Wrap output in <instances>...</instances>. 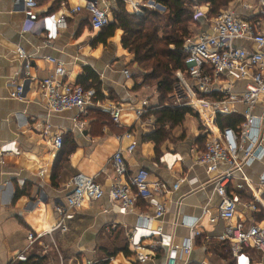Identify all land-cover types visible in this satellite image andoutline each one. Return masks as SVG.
<instances>
[{
    "label": "crops",
    "instance_id": "1",
    "mask_svg": "<svg viewBox=\"0 0 264 264\" xmlns=\"http://www.w3.org/2000/svg\"><path fill=\"white\" fill-rule=\"evenodd\" d=\"M38 1L41 16L57 14L67 19L68 26L60 29L53 40H48L43 30L28 29L23 0H0V264L19 262L14 259L19 252L26 251L30 231L45 233L57 224L56 206L66 202L73 178L79 172L94 177L104 187V197L76 211L67 220L68 231L44 235L27 251L28 255H45L49 264H85L87 259L98 263L108 260L109 264H167L168 248H160L156 257L140 263L129 247L131 229L144 220V212L152 211L140 200L135 208L122 214L111 200L115 177L112 161L118 149L124 151L129 173L147 168L153 181L160 179L170 186L185 178L180 188L169 195L164 217L150 220L152 226H162L171 233L175 245H183L192 237V252L190 255L179 252L180 264H228L229 260L221 256L224 222L209 226L207 220L202 221V233L197 236H192L189 225L203 218L206 209L215 211L221 200L205 166L196 161L200 134L193 139L167 140L157 158L154 142L143 141V135L155 129V120L152 116L138 117L135 110L143 100L149 101L148 111L156 109L152 106L157 100V88L135 87L143 77H134L139 70L133 64L134 55L122 44L123 30L117 29L106 42H100L101 32L92 31L85 7L88 0ZM100 1H106L111 10L117 4V0ZM150 1L156 7L143 6L142 10H165L155 0ZM244 2L255 0H232L227 9L244 14ZM79 6L81 10L74 12ZM201 8L209 10V5ZM192 27L204 30L207 24L200 18ZM19 47L24 48L32 65L33 81L26 87L23 99L12 96L15 84L22 81ZM50 58L65 65L67 75L60 77L62 83H78L79 75L90 67L101 82L102 103L89 105L85 112L77 108L49 111L38 81L55 70L56 63ZM126 69L131 72L130 77L124 73ZM111 101L123 105L120 124L112 119L108 107ZM126 131L132 134L129 136ZM59 132L64 135V148L73 143L74 150L56 171L55 162L61 149L53 147L51 137ZM133 141L137 142L136 150L127 152L126 147ZM42 171L45 173L41 174ZM245 172L257 183L264 172V156L247 165ZM18 190L21 195L16 198ZM41 190L46 196L37 202ZM245 192L250 196L249 189ZM256 221L264 226L262 206ZM231 254L235 259L232 249ZM247 256L251 264H264L260 251L248 249Z\"/></svg>",
    "mask_w": 264,
    "mask_h": 264
},
{
    "label": "built area",
    "instance_id": "2",
    "mask_svg": "<svg viewBox=\"0 0 264 264\" xmlns=\"http://www.w3.org/2000/svg\"><path fill=\"white\" fill-rule=\"evenodd\" d=\"M125 2L135 13L141 12L143 6L156 7L150 0ZM23 3L28 29L45 31L48 40L55 39L59 30L68 26L64 15L41 16L38 0H23ZM242 6L246 10L244 14L229 8L215 16H210L209 10L201 6H193L195 21L203 18L207 27L186 39L183 50L186 68L177 72V100L171 105L190 106L202 119L206 127L202 131L206 143L205 150L198 152L196 161L205 166L206 172L212 177L210 180L214 181L215 192L221 199L215 211L206 209L203 218L190 222L192 236L202 233L200 224L204 220L209 226L223 221L225 231L221 239L230 241L238 264H251L247 256L248 249H255L264 255V226L256 221L260 206L264 207V172L257 183L245 172L247 165L264 156V0H255L254 5L244 2ZM85 7L94 34L110 23L112 10L106 1L88 0ZM79 10L80 6L74 12ZM18 54L23 63L22 81L15 84L12 96L23 99L26 87L33 81L30 73L32 65L23 47L18 48ZM49 60L56 63L55 70L50 76L38 81L49 111L77 108L85 112L89 105L102 103L97 99L98 93L94 87L86 88L77 82L62 83L60 77L67 75L65 65L54 58ZM124 73L127 77L131 76L129 69ZM147 105L149 101L143 100L141 106L135 108L138 117L149 110ZM108 107L114 122L120 124L123 105L111 101ZM230 114H242L244 121L237 128L219 129L216 125L217 116ZM18 117H21L20 113ZM125 134L130 136L132 133L126 131ZM51 141L54 148L61 149L64 144L63 133L53 134ZM136 148L137 142L133 141L126 150L133 153ZM112 164L115 177L110 198L118 206V211L128 213L137 206L140 198L152 211L142 214L144 220L136 224L128 236L129 247L137 260L146 263L157 256L160 248L165 247L169 249L167 264H180L179 252L180 255H190L192 252V237L183 245H175L173 235L162 226H152L150 220L164 217L168 210L169 195L180 188L185 178L170 186L160 179L153 181L147 168L129 173L123 149L114 153ZM72 185L66 202L56 206L59 216L57 224L45 233L30 231L26 251L19 252L14 260L26 261L27 251L44 235L58 230L68 231L67 220L72 219L76 211L105 195L104 187L94 177L82 172L74 176ZM247 189L250 198L245 200L241 193ZM45 196V191L41 190L37 202L45 199ZM85 264L100 263L87 259Z\"/></svg>",
    "mask_w": 264,
    "mask_h": 264
},
{
    "label": "trees",
    "instance_id": "3",
    "mask_svg": "<svg viewBox=\"0 0 264 264\" xmlns=\"http://www.w3.org/2000/svg\"><path fill=\"white\" fill-rule=\"evenodd\" d=\"M164 6L165 10L144 8L141 12L135 13L127 7L123 0H117L113 7V21L101 29L99 36L100 42H106L109 37L115 34L117 29L123 30L122 44L133 55V64L139 70L134 75L137 78L142 75L140 83L135 87L140 88L144 85L155 86L158 96L152 108L143 117H155V129L153 132L143 135V141H153L157 158L162 155V146L169 139L171 130L182 126L189 116L199 114L190 106H174L177 97L179 80L177 72L186 68V61L183 54L186 39L192 34V25L195 21L194 5H209L210 16H215L222 9L228 7L232 0H155ZM78 83L86 88L94 87L97 90V99L101 94V82L95 78L90 67H86L79 75ZM182 94V93H181ZM102 95V94H101ZM101 98V97H100ZM105 98V97H104ZM172 100V102H170ZM171 103V104H170ZM244 121L242 114L218 115L216 125L224 130L227 127L237 128ZM200 133L199 151L205 150L206 137L202 131L206 128L204 123ZM198 141V143H200ZM73 143L66 149L62 146L61 151L55 162V170L60 163L68 160L73 152ZM21 195L17 191L16 198ZM243 199L250 196L246 192L241 193ZM249 196V197H248ZM144 205L146 202L143 199ZM259 216H257L258 218ZM227 239H223V251L221 256L229 260L228 264H238L237 259L232 258L231 244ZM248 252V250H247ZM49 258L41 254H30L26 261H19L15 264H49ZM109 264L108 260L99 262Z\"/></svg>",
    "mask_w": 264,
    "mask_h": 264
},
{
    "label": "rangeland",
    "instance_id": "4",
    "mask_svg": "<svg viewBox=\"0 0 264 264\" xmlns=\"http://www.w3.org/2000/svg\"><path fill=\"white\" fill-rule=\"evenodd\" d=\"M251 4H255V2H251ZM227 9V8H225ZM193 26V25H192ZM193 32L192 33H196L198 32V30L194 27H192ZM157 97V94H156ZM172 102V100L170 101ZM157 103V100H156ZM171 104V103H170ZM153 121L155 120V117L152 116ZM203 121L202 119L199 117H196L195 115L189 116L185 123L182 126H179L173 130L170 131L169 133V139L168 140H173L176 141V138L181 137L182 139H185L186 137H195V135L200 134L201 130L203 127L202 125ZM53 252H50V254ZM54 261H57L56 258L54 259ZM56 263V262H55Z\"/></svg>",
    "mask_w": 264,
    "mask_h": 264
}]
</instances>
